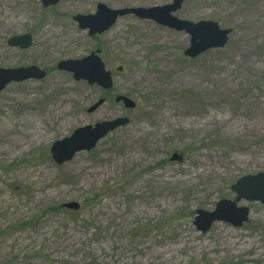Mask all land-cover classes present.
<instances>
[{
  "label": "rangeland",
  "instance_id": "1",
  "mask_svg": "<svg viewBox=\"0 0 264 264\" xmlns=\"http://www.w3.org/2000/svg\"><path fill=\"white\" fill-rule=\"evenodd\" d=\"M170 2L0 0V68L47 71L0 92V264H264V205L237 203L249 209L239 228L193 226L196 210L233 201L232 184L264 173V0H183L179 19L231 30L224 48L195 59L183 55L188 35L150 20L127 15L92 37L72 20L99 3ZM25 33L30 48L7 45ZM95 51L110 90L57 69ZM123 117L92 150L52 160L55 141Z\"/></svg>",
  "mask_w": 264,
  "mask_h": 264
},
{
  "label": "water",
  "instance_id": "2",
  "mask_svg": "<svg viewBox=\"0 0 264 264\" xmlns=\"http://www.w3.org/2000/svg\"><path fill=\"white\" fill-rule=\"evenodd\" d=\"M39 1L43 7L55 6L59 2V0ZM182 2L183 0H171L170 3L161 6L123 9H111L99 3L94 14H78L73 17V21L77 23L80 30H86L89 36H94L105 33L114 26L119 18L127 15H132L141 20H150L159 26L176 32H183L189 36V46L183 52V55L188 59H195L209 50L224 48L231 30L221 29L213 21L193 23L179 19L175 13L181 8ZM7 45L25 50L32 45L31 35L24 34L11 37L8 39ZM57 69L70 73L75 81L96 85L105 91L110 90L113 86L111 72L105 68L99 57V51L92 52L80 60L60 61L57 64ZM44 78L45 72L37 66L0 68V92L11 83H20L30 79L42 80ZM115 102L121 103L126 109L135 107V103L123 95L116 96ZM102 103V99L98 100L88 109V112L95 111ZM128 123L129 120L123 117L78 128L70 136L55 141L51 145V158L57 165L69 162L77 153L92 150L107 134ZM170 160L180 161L181 156L173 154ZM230 190L235 194L233 201L222 199L215 204L211 211L201 209L195 211L193 226L197 232L206 233L217 222L227 223L234 228H239L246 223L249 217V209L239 207L237 203L244 200L264 205V173L243 176L231 185ZM62 207L77 211L79 204L70 202L63 204Z\"/></svg>",
  "mask_w": 264,
  "mask_h": 264
},
{
  "label": "flooded vegetation",
  "instance_id": "3",
  "mask_svg": "<svg viewBox=\"0 0 264 264\" xmlns=\"http://www.w3.org/2000/svg\"><path fill=\"white\" fill-rule=\"evenodd\" d=\"M39 1V0H38ZM60 1V0H59ZM59 3V2H58ZM51 7H53V6H51ZM44 8H48V7H44ZM74 17V16H73ZM72 20H73V18H72ZM77 24V23H76ZM78 26V25H77ZM79 28V27H78ZM86 31V30H85ZM25 34H30L31 35V39H32V34L31 33H25ZM22 35H24V34H22ZM18 36H20V35H18ZM89 36V35H88ZM94 36H100V35H94ZM90 37H92V36H90ZM32 42H33V40H32ZM30 48V47H29ZM18 49H20V48H18ZM28 49V48H27ZM27 49H25V50H27ZM20 50H22V49H20ZM96 52V51H95ZM92 53V52H91ZM100 57V56H99ZM26 67H28V66H26ZM42 69V68H41ZM43 70V69H42ZM44 72H45V76L47 75V71H45V70H43Z\"/></svg>",
  "mask_w": 264,
  "mask_h": 264
},
{
  "label": "bare ground",
  "instance_id": "4",
  "mask_svg": "<svg viewBox=\"0 0 264 264\" xmlns=\"http://www.w3.org/2000/svg\"><path fill=\"white\" fill-rule=\"evenodd\" d=\"M55 83H56V85H59V84H60L59 81H56ZM109 157H110L111 159H114V158H115L114 155H112V154H110Z\"/></svg>",
  "mask_w": 264,
  "mask_h": 264
}]
</instances>
